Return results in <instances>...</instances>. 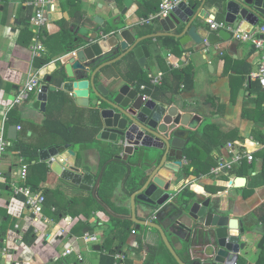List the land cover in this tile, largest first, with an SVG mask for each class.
Returning <instances> with one entry per match:
<instances>
[{
	"label": "crops",
	"instance_id": "obj_1",
	"mask_svg": "<svg viewBox=\"0 0 264 264\" xmlns=\"http://www.w3.org/2000/svg\"><path fill=\"white\" fill-rule=\"evenodd\" d=\"M30 1L0 0V126L5 123L6 135L9 137L12 125L21 127L23 121L35 123L37 125L35 130L27 132L23 128L18 129L17 139L25 144L38 147L40 151L66 144L67 142L62 136L64 127H69L70 131L79 126L94 127L97 114L94 103H91L90 106H82L77 103L71 92L62 87H57L58 91L49 92L45 112L40 110L38 92H34L35 96L32 93L23 104L12 107L19 88L26 82L29 74L40 69L35 65L37 57L32 49L33 38L30 43L25 42L27 34L24 38L22 31L25 27L24 22L33 14ZM149 1L150 5L148 6L159 3V0ZM202 1L187 0L190 4L197 6ZM55 3L57 7L53 19L43 31L44 44L47 49L46 56L50 59L43 66L49 69V75L59 71L60 76L65 74L67 80L70 78H68L66 70L61 69L69 57L68 50L62 47L60 40L62 27L60 22L63 17L68 21L75 37L74 31L80 27L94 31L98 27L94 21L97 16L103 18L108 26L121 22L130 27L133 32H139L140 35L162 31L157 19L145 25L141 24L142 18H146L143 17V13L150 12L148 6L143 5L141 0L135 1L126 14H121L125 8L123 0H55ZM205 6L207 11L203 13V23L199 24V29L204 31V27H206L208 31H213L206 22L205 16L216 17L222 9L212 4L210 0L206 2ZM118 9L119 12H117ZM158 11L150 14L157 15ZM225 15L224 11V21H226ZM234 23L244 24L241 20H236ZM261 25H264L262 20L257 26ZM150 28L153 31L147 32ZM171 38L179 43V50L165 49L160 37L148 38L144 41L149 45L151 51L146 68L151 69L152 73L164 71L165 74L167 72L170 75L172 65H177L181 69L191 64L192 88L175 95L170 93L168 96L173 98L174 104L181 110L191 111L193 115L201 118L198 128L191 130V135L200 137L203 125L207 122L214 123L216 127L208 133L212 136L211 141L214 144L217 143V138L222 141L218 147L215 145L212 151L214 157L230 159L231 154L227 148V144L230 142L235 143V147L255 149L256 155L262 149L256 144L255 140L258 139L255 137V133L257 134L259 130L264 133V93L260 92L259 87L253 88L252 83L256 80L251 77V73L258 69L262 52L252 44L236 40L233 37L229 40L222 39L218 45L214 46L207 45V43L197 45L194 41L183 45L174 37ZM184 55L188 59L187 62L183 61ZM130 62H137L136 58L126 57L107 67L104 71V78L109 79L111 76L120 75L122 82L135 84L129 78ZM246 63L251 66H246ZM248 67L252 68L250 74L240 72L243 68L248 69ZM108 79L105 81L108 82ZM183 87L184 84H182ZM93 99L96 100L95 97ZM51 115H55L59 119L54 120L53 125V128L58 131L44 136L39 126L44 125ZM217 129H219V135ZM97 138L113 144L111 141L101 139L100 132ZM12 140L14 141V139ZM71 144L75 155L66 151L56 156L57 160L67 161L68 165H75L81 170L93 173L96 177L100 168L97 150L84 148L80 144ZM114 148H117L116 145ZM186 149V163L179 172L175 171L173 174L171 200L158 209H147V219L152 220L153 215L157 213L159 220L166 223V227H168L166 230L171 241L175 245H179L181 241L189 245L179 250V255L182 258L189 255L192 259L191 244L186 243L185 240L188 233L183 227L188 225L190 220L188 216L184 215L178 201L179 193L186 186H190V189L195 191L199 197H212L215 209L244 219L246 234L243 241H245L246 247L238 263L256 264L261 252L259 244L264 239V223L255 215V211L264 204V184H260L261 178L259 177L263 167V158L255 157L256 164L253 168L255 171L251 173L253 169L247 170L244 175L247 178L246 185L239 188L232 181L243 175H239L237 172H231L228 175L213 172L212 169L217 164L211 168L209 173L188 175L184 171L185 165H188L190 161ZM161 154L162 152L158 151L155 156ZM39 161L45 162L48 168L47 179L39 184L40 188L47 189L44 215L49 218L50 222L48 223L36 222L32 212L26 206L24 198L13 194L12 183L22 182L17 176L21 162L19 152L10 148L5 153L2 169L5 173L7 186H4V190L0 194V241L2 243L0 245V264H105L104 256L107 251L103 249V241L109 232L108 223L113 211L110 208L111 212L97 209L92 200L93 192L83 191L59 181L56 174L50 170L51 164L41 160L40 155ZM238 167L237 165L235 169ZM193 169L194 167L191 168V170ZM33 170L30 168L29 174L36 176V181H38L40 173L37 169L36 173ZM256 172H258L256 176L251 175ZM8 174L10 181L6 177ZM27 184L31 186L29 178ZM245 188H253V192L245 195ZM114 201L118 206L129 209L131 207V199L126 197L122 183L115 191ZM129 213L131 214V210ZM87 236L92 237L93 240L87 242ZM139 237L143 239V248L140 247ZM162 241L163 239L156 229L148 226H143L139 230L134 228L122 250L128 253V258L119 264H146L148 246H159ZM135 242L139 246L131 247ZM199 243L194 241L193 245H199ZM69 248H73V251L64 255ZM5 252H7L6 255ZM246 257L247 260L243 259ZM157 264H162V262H157Z\"/></svg>",
	"mask_w": 264,
	"mask_h": 264
},
{
	"label": "water",
	"instance_id": "obj_2",
	"mask_svg": "<svg viewBox=\"0 0 264 264\" xmlns=\"http://www.w3.org/2000/svg\"><path fill=\"white\" fill-rule=\"evenodd\" d=\"M135 1L123 0L125 8L121 14H126ZM207 1L203 0L199 6L182 1L168 17L157 19L162 31L148 35L133 32L121 22L108 26L103 18L95 17L98 27L94 31L85 27L74 31L76 45L67 49L68 61L61 68L66 70L70 80L64 81L61 86L50 85L51 75H48L37 97L42 112L46 111L49 92L58 91L57 87L71 92L82 106L94 103L101 139L113 142V146H122L124 159L139 150L147 155V179L130 197L131 214L122 217L134 223L133 229L148 226L158 230L179 264H187L178 251L189 245L183 241L175 245L160 222L147 219L146 210L158 209L171 200L173 174L186 163L185 149L192 140L191 130L198 128L201 118L191 111L181 110L174 103L148 97L137 83L122 82L118 76L104 78V71L126 57H135L139 65L146 68L151 57L150 47L144 43L148 38L169 36L183 45L194 41L197 45L208 42L211 46L218 45L222 39H231L232 34L227 29H199V24L203 23V13L207 11ZM214 4L226 12L227 22L241 20L246 30L264 21V0H215ZM18 131V125H12L9 138L16 140ZM71 147V143H66L40 150L39 155L41 160L51 164L50 170L59 181L93 192L96 196L101 177L96 178L89 171L68 165L67 161L50 160L52 156L66 151L75 155ZM158 151L162 154L155 156ZM246 182L244 176L232 181L239 188L245 187ZM181 209L190 220L188 225L183 226L188 233L186 243L191 244L193 261L190 264H235L240 260L246 247L243 218L215 209L212 197L198 196ZM107 211L111 212L109 208ZM194 241L200 242L199 245H193Z\"/></svg>",
	"mask_w": 264,
	"mask_h": 264
},
{
	"label": "trees",
	"instance_id": "obj_3",
	"mask_svg": "<svg viewBox=\"0 0 264 264\" xmlns=\"http://www.w3.org/2000/svg\"><path fill=\"white\" fill-rule=\"evenodd\" d=\"M143 5H150L149 0H141ZM212 4L215 3V0H210ZM215 5V4H214ZM160 7V0L159 3L148 6L150 12L143 13V17H147L150 13H155L158 11ZM221 8V7H219ZM222 9V8H221ZM218 21H224V10L216 16ZM61 30H60V40L62 47L66 50L69 47L74 48L76 45L75 42V35L73 31L70 29V25L68 21L63 17L61 19ZM65 23V24H64ZM25 27L23 28V35L25 42L30 43L33 38V33L31 29V17L24 22ZM152 28H150L147 32H152ZM161 41L163 42V47L165 49H173L179 50L180 45L179 43L171 37H160ZM44 40V39H43ZM152 40V39H150ZM134 58V57H133ZM49 57L44 56L42 58H35V65L37 67H41L47 62H49ZM137 61V60H136ZM172 64V63H171ZM246 66H251L250 64L246 63ZM173 66V65H172ZM170 69V75L166 72L164 81L161 85H154L150 82L149 73L151 69L142 68L138 61L137 62H130L128 72L130 74L129 78L132 79L133 82L137 83L139 88L141 89L142 85L146 87L142 89V91L148 96L152 97L157 100H165L169 104H173L174 100L172 97H168L170 93L173 95L179 94L184 90H190L193 86V77H192V66L191 64L186 65L183 68L172 67ZM252 71L251 67L248 69L243 68L240 72L248 73ZM59 71H55L51 74V81L50 84H54L57 86H61V84L67 80L66 75L60 76ZM128 74V73H127ZM171 77V79H170ZM182 84L184 87L182 88ZM253 88L259 87L261 93H264V89L261 87L259 81H255L252 83ZM63 95V94H61ZM97 119L98 116L96 115ZM95 118V116H94ZM59 120L55 115H51L44 125L39 126V129L43 131L44 136H47L54 131H58L53 128L54 120ZM95 118V125L94 127L88 126H79L73 128L70 131V128L64 127L62 131V136L67 143H74L80 144L84 148H94L97 150L99 154L100 160V168L97 174V178L101 177V183L97 190V195L93 196L92 200L95 203V207L100 210H107L110 208L113 213L110 218V222L108 223V234L105 235V239L103 241V249L107 251L106 255L104 256V263L106 264H116L115 254L122 251L126 244L127 240L129 239L131 233L133 232V225L134 223L127 219L123 218V215H126L130 212L129 208L118 206L114 201L115 191L117 187L122 183L124 192L126 197L130 198L131 195L140 189L147 179V155L143 154V152L135 151L132 155L129 156L128 159H124L122 157L123 154V147L119 146L116 149L114 148L112 143L102 141L97 138L99 133V122ZM37 125L32 122L23 121V125L21 128L24 130H35ZM216 125L214 123L207 122L203 125L202 128V135L197 137L196 135H192V143L188 145L186 149V153L190 159L189 164L185 165L184 171L189 174L200 175L202 173H209L211 172V168L218 165V157H214L212 155V151L217 145H221L222 141H219L217 138V143H213L212 136L208 133L211 132ZM81 128V129H80ZM258 133H255V137L264 143V133L259 130ZM26 133V131H25ZM217 134L219 135V129H217ZM221 139V137H220ZM13 142V146L11 149L13 151L19 152V154L27 160L30 168L34 169L33 171L36 173V169L38 173H40V178L36 181V176H32L28 174L29 183L34 190H41L42 193L46 194L47 189L40 188L39 184L42 181L47 179L48 168L45 165V162L39 161V148L34 147L32 145H28L16 139ZM203 144V145H201ZM255 157H262L263 158V167L260 172L259 177L261 178L260 184H264V148L259 150L256 153ZM256 160L254 159L252 163H248L244 161L237 169L232 172H237L239 175H246L247 170H252L255 167ZM194 167L193 170L191 168ZM253 169L251 171L254 172ZM250 173V174H251ZM258 172L251 174L256 176ZM8 181H10V175H6ZM27 178V180H28ZM33 180V181H32ZM7 184L5 185V187ZM218 190V189H217ZM253 192V188H245V195L251 194ZM198 195L195 191L190 189V186H186L178 196V201L181 207L186 206L190 200L196 198ZM47 197V196H46ZM90 215V213H88ZM256 217L264 223V204H262L256 211ZM160 222V224L165 228L166 223L163 220H159L158 218L155 220ZM171 224V222H170ZM135 231V230H134ZM140 247L143 248V239L139 237ZM0 241V245H1ZM261 248L260 256L256 264H264V239L260 241L259 244ZM188 247V246H187ZM188 249V248H187ZM182 258V257H181ZM187 264H190L193 260L188 255L187 257L182 258ZM146 264H157V262H162V264H179L173 254L165 245L164 241L161 242L159 246L149 245L148 246V256L145 260ZM241 264V263H239Z\"/></svg>",
	"mask_w": 264,
	"mask_h": 264
},
{
	"label": "built area",
	"instance_id": "obj_4",
	"mask_svg": "<svg viewBox=\"0 0 264 264\" xmlns=\"http://www.w3.org/2000/svg\"><path fill=\"white\" fill-rule=\"evenodd\" d=\"M182 1L187 0H160V7L158 14H150L146 18H142L143 25L151 23L152 21L158 18L168 17L173 9L178 6ZM30 6L33 8V14L31 16V26L34 34L33 37V46L32 49L34 51V55L37 58H42L46 56L47 49L43 40V31L46 26L53 19V14L56 11V3L55 0H31L29 2ZM206 22L210 25V28L213 31H219L220 29H227L232 37L236 40L250 43L256 49L262 52L261 60L259 63V67L256 71L251 73V77L257 81H259L261 87L264 89V25L257 26L255 25L251 30H246L243 28L242 23H229L226 21H218L216 17L212 15L206 16ZM207 45L208 42H206ZM184 62H187L188 59L186 55H184ZM173 67H177V65H173ZM50 74L49 69L40 67L35 73L29 74L26 82L23 84L21 88H19L18 93L16 94L15 100L13 102V106L23 104L26 100L29 99L32 93L39 92L41 86L45 82L47 75ZM150 82L154 85H161L164 81L165 72L158 71L157 73H149ZM146 86L142 85L141 89H144ZM5 122V121H3ZM18 129H21L18 126ZM13 140L6 135L5 131V123L0 126V194L4 190V186L7 184L5 173L2 169V163L4 160L5 153L13 146ZM256 144L259 147L264 148V143L259 140H255ZM228 152L231 154L230 159L219 158L218 165L215 166L212 170L216 173H225L230 174L235 167L240 166L244 161L248 163H252L255 159V149H247V147H235V143L227 144ZM20 157V167L17 171L18 178L22 181L21 183H12V191L16 196H22L24 198L25 204L28 209L32 212L34 216V220L36 222L41 221V217L43 222L48 223L49 218L44 215V206L47 201V197L44 193L38 190H34L31 186L27 184V178L29 174V165L26 163L24 157L19 154ZM55 156L50 158L51 161L56 160ZM158 218V214L155 213L153 215L152 220H156ZM1 229V228H0ZM87 242H91L93 240L92 237H86ZM139 246L137 242L133 243L131 247ZM73 251V248H69L65 251L64 255H68ZM7 252L4 254L6 255ZM128 258V253L121 251L115 254L116 264L124 261ZM235 264H239L238 262Z\"/></svg>",
	"mask_w": 264,
	"mask_h": 264
},
{
	"label": "rangeland",
	"instance_id": "obj_5",
	"mask_svg": "<svg viewBox=\"0 0 264 264\" xmlns=\"http://www.w3.org/2000/svg\"><path fill=\"white\" fill-rule=\"evenodd\" d=\"M52 26H54V25H52ZM36 95V93H34V96ZM147 167V166H146ZM94 205H95V203H94ZM41 221L43 222V220H42V217H41ZM243 259H245V260H247L248 258L246 257V258H243Z\"/></svg>",
	"mask_w": 264,
	"mask_h": 264
},
{
	"label": "flooded vegetation",
	"instance_id": "obj_6",
	"mask_svg": "<svg viewBox=\"0 0 264 264\" xmlns=\"http://www.w3.org/2000/svg\"><path fill=\"white\" fill-rule=\"evenodd\" d=\"M118 77H119V78H121V76H120V75H118Z\"/></svg>",
	"mask_w": 264,
	"mask_h": 264
}]
</instances>
